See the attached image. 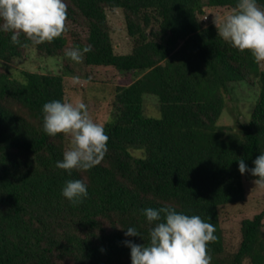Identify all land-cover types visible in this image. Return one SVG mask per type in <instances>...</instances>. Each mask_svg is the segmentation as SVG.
Instances as JSON below:
<instances>
[{
	"label": "trees",
	"instance_id": "16d2710c",
	"mask_svg": "<svg viewBox=\"0 0 264 264\" xmlns=\"http://www.w3.org/2000/svg\"><path fill=\"white\" fill-rule=\"evenodd\" d=\"M66 30L34 45L21 34L0 32V62L22 58L29 46L41 56L91 44L87 65L137 71L129 84L112 86L113 111L104 123L108 151L88 170L56 167L66 135L42 129V105L65 100L64 76L22 70L24 81L0 65V264H131L123 243H147L142 209L170 205L215 226L210 264H264V207L240 222V241L226 250L219 207L245 199L238 160L249 167L264 151V68L250 50H238L203 23L204 7L233 9L237 0H65ZM264 6V0H259ZM107 8H121L132 47L114 48ZM255 83L249 119L219 124L229 82ZM153 94L160 116L142 113ZM141 150L135 157L130 150ZM82 179L88 196L72 204L61 194ZM129 226L140 236L125 237ZM144 239V240H143Z\"/></svg>",
	"mask_w": 264,
	"mask_h": 264
},
{
	"label": "clouds",
	"instance_id": "9594fccd",
	"mask_svg": "<svg viewBox=\"0 0 264 264\" xmlns=\"http://www.w3.org/2000/svg\"><path fill=\"white\" fill-rule=\"evenodd\" d=\"M65 0H0V32L11 33L13 44H20L23 34L32 44L51 42L66 30ZM217 34L233 48L250 50L257 62H264V6L259 0H237L235 7L222 18L214 17ZM92 45L71 47L64 55L81 62ZM42 129L49 136L67 135L69 147L56 167L71 172L88 170L97 165L108 151L109 136L104 126L92 118L83 102L72 103L53 99L41 108ZM238 160L241 174L248 172L254 184L264 187V151L249 167L243 158ZM61 194L72 204L88 196L82 179L67 180ZM149 225L147 243L123 241L130 248L131 264H210L208 242L214 241L215 226L200 215L178 212L170 205L141 210ZM125 237L140 236L137 227L129 226ZM144 240V239H143Z\"/></svg>",
	"mask_w": 264,
	"mask_h": 264
},
{
	"label": "rangeland",
	"instance_id": "374dc122",
	"mask_svg": "<svg viewBox=\"0 0 264 264\" xmlns=\"http://www.w3.org/2000/svg\"><path fill=\"white\" fill-rule=\"evenodd\" d=\"M204 2L206 0H203ZM232 9L226 7H204V24L214 23V17L222 18ZM107 19L111 27V36L114 48L118 53H128L132 47L131 38L126 31L124 14L121 8H107ZM13 77L24 81L20 71H34L43 73H59L64 76L65 101L72 103L83 102L87 105L89 114L98 123L104 125L109 119L112 107V86L115 84H129L139 76V72H121L112 66L87 65L84 59L81 62L72 61L63 56H41L34 47L29 46L22 58L11 62H0ZM264 68V62H260ZM258 94L255 83L242 80L229 82L228 92L225 95V105L218 123L237 127L246 122L254 108ZM142 113L148 117L160 116L158 99L153 94L143 97ZM69 137L65 138V150L69 147ZM135 157H144L141 150L131 149ZM254 180H245V199L239 203H228L219 207L220 225L224 232L226 250L235 249L240 241V222L243 218L252 217L264 207V187L255 185Z\"/></svg>",
	"mask_w": 264,
	"mask_h": 264
},
{
	"label": "built area",
	"instance_id": "2783aa9c",
	"mask_svg": "<svg viewBox=\"0 0 264 264\" xmlns=\"http://www.w3.org/2000/svg\"><path fill=\"white\" fill-rule=\"evenodd\" d=\"M207 18V16L206 15H203V19H206Z\"/></svg>",
	"mask_w": 264,
	"mask_h": 264
},
{
	"label": "crops",
	"instance_id": "0c3cea01",
	"mask_svg": "<svg viewBox=\"0 0 264 264\" xmlns=\"http://www.w3.org/2000/svg\"><path fill=\"white\" fill-rule=\"evenodd\" d=\"M215 8V7H214Z\"/></svg>",
	"mask_w": 264,
	"mask_h": 264
}]
</instances>
